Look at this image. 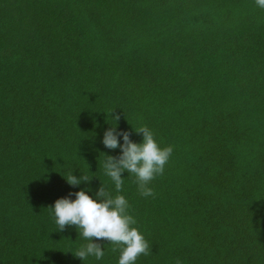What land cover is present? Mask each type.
<instances>
[{"label":"trees","instance_id":"trees-1","mask_svg":"<svg viewBox=\"0 0 264 264\" xmlns=\"http://www.w3.org/2000/svg\"><path fill=\"white\" fill-rule=\"evenodd\" d=\"M141 125L173 148L149 197L127 172L117 193L103 168L121 154L104 132L141 143ZM71 172L91 180L72 187ZM101 185L150 244L135 264H264L255 0H0V264H118L95 238L103 258H76L88 241L49 209Z\"/></svg>","mask_w":264,"mask_h":264},{"label":"clouds","instance_id":"clouds-1","mask_svg":"<svg viewBox=\"0 0 264 264\" xmlns=\"http://www.w3.org/2000/svg\"><path fill=\"white\" fill-rule=\"evenodd\" d=\"M255 4L264 9V0H255ZM111 118L116 122L119 115ZM142 134V142L135 143L130 139L127 131H117L116 126H110L104 132L102 143L109 150L120 149V155L106 156L103 162L104 172L114 182L117 193L122 190L124 179L122 173L127 172L135 177L139 193L144 197L154 196L150 183L164 172L165 165L173 152L171 146L161 148L155 139V134L147 126L141 125L134 131ZM118 138H122L123 143ZM71 172L66 182L72 187L82 182L88 183V176L79 178ZM75 195V199H69ZM49 209L52 210L58 231H64L66 226L80 229V235L88 241L81 246L75 257L84 260L94 256L97 260L104 256V246L95 240H105L115 245L113 251L120 252L118 264H135L141 255L150 254V244L139 231L135 218L129 214V203L123 195H112L100 186L95 198L86 194L85 190L69 193L68 197L59 198Z\"/></svg>","mask_w":264,"mask_h":264}]
</instances>
